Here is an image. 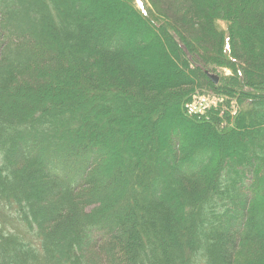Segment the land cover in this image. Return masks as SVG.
Masks as SVG:
<instances>
[{"label":"trees","instance_id":"1","mask_svg":"<svg viewBox=\"0 0 264 264\" xmlns=\"http://www.w3.org/2000/svg\"><path fill=\"white\" fill-rule=\"evenodd\" d=\"M182 1L189 3L183 22L177 23L184 35L178 33L177 40L170 36L174 50L179 49L174 56L176 59L185 58L192 69L203 71L210 85L212 81L206 74L207 71L211 73L209 65L196 55L188 41L194 42L199 49L201 45L203 49L205 44H209L214 47L212 51L208 47L203 51L208 57L214 58L216 55L222 60H229L235 73L232 80L236 83L255 79L256 71L264 75V0H245L241 6H236L234 0H224L223 10L232 13L227 27V39L215 33L214 22L220 17L213 11H216L219 0ZM140 2L143 16L153 26L158 25L160 28L153 12L145 9V1ZM89 3L87 0H0V6L5 7V12L0 13V99L9 104L7 107L0 103V154L4 156L3 161L0 160V204L4 205L0 206V211L4 209L7 214L6 220L0 219V264H238V260L240 264H264L260 263L264 258V234L260 233L263 223L262 226L257 223L254 210L248 211L245 208L256 202L248 200L247 191H244L245 184L239 185L244 178L239 168H252L256 153L259 151L264 155V146L258 147L255 143L240 146L242 163L231 161V168L227 171L221 156H232L229 153L232 151L228 147L227 151L222 150L221 140H218L220 138L215 133L211 134L214 139L206 137V141L198 142L200 138L197 137L199 132L203 134L206 132L203 129H207L220 134L221 139L238 144L235 141H238L240 134L236 128L240 120L234 118L228 122L231 127H223V117H220L215 107L210 108L208 120L202 122L188 118L184 113V121L193 126L188 127L192 131L198 130L192 132L190 139L191 143H196L192 147L189 143L185 144L179 149H176L173 142L169 143L168 154L164 156V160L170 158L168 164L157 159L162 155L163 140H157V147L161 149L152 153L147 151L128 156V150L124 147L126 157L131 161V166L134 165L130 171L137 178L131 181L124 177L117 184L120 187L116 192L122 196L123 209L118 214L113 213L112 221H107L109 224H105V215L112 213L116 206L107 213H99L98 210L105 206H90L103 203L108 197L100 199L93 196L92 199L91 195H83L89 184L100 182L99 169L104 164L112 166L111 160L101 165V156L108 153L100 149L113 138L116 139L117 133H123L120 137L128 145L132 139L129 140L130 134L135 130L128 128L127 124L136 128V115L140 119L143 116L150 117V123L154 116L149 111L136 112L128 103L129 96L122 89H139L141 85L140 92L151 96L156 95L157 88L154 87L163 83L166 89L160 90L163 93L170 89L171 94L179 97L177 102L183 113L186 101L190 100L187 96L194 94L196 86L191 79L178 78L175 73L165 74L160 80L153 72L138 70L131 56L134 45L128 40L129 32L135 31L137 26L130 21L129 25L123 18L103 16L99 10L92 14L81 13L82 6ZM208 8H212L209 9L212 11L209 15L204 12ZM237 14L240 15L235 18ZM96 15L102 17V20L91 24V16ZM9 25L20 29L22 35L19 39L8 40L4 29ZM182 25L185 28L188 25L195 26L196 38L188 40L189 35L185 32L189 33V30ZM27 36L34 38L35 43L23 39ZM42 36L55 40L56 52L48 48L43 50L49 52L47 55L43 52L32 53V47L34 50L39 47L38 37ZM194 36L191 34L189 37ZM142 38L140 35L138 42ZM3 40L6 42L2 44ZM5 52L13 54L15 60L6 61ZM65 52L72 53L74 60L82 59L81 62L86 65L85 68L94 80H97L96 71L100 69L97 66L101 67V73L109 75V84L120 90L112 89V92L106 93L98 91L94 94L98 104H88L87 109L80 106L72 110L60 106L48 108L45 104L47 101L57 104L59 100L67 101L69 96L53 93L52 86L56 83L51 73L54 69L43 67V61L53 60L49 64H55V60L67 58L63 57ZM81 62L74 65L72 75L78 74ZM255 64L260 67V71ZM226 87L223 91L230 94L228 92L231 88H228L233 86ZM23 90H27L28 97L25 96L26 103L19 108L13 96ZM44 91L46 93L43 94ZM238 92L241 103L246 99L249 101L246 106L249 113L259 111L260 116L264 115V104L259 106V110V104L252 108L255 103L252 98L259 94L254 93L252 88ZM2 93L6 97L1 96ZM197 93L200 95V91ZM261 96L264 98V93ZM249 117L245 116V120ZM239 119H244V115ZM196 122L204 128L200 129ZM152 128L156 129L154 126ZM154 129L151 137L156 132ZM112 133H115L113 138ZM106 136L112 139L106 140ZM216 140L219 143L217 146ZM80 151L91 153L92 156L82 161ZM19 152L24 159H40V163L43 153L48 154L49 165L42 166L47 174L41 173L37 177L34 171V179L32 176L31 180L30 177H23L17 167L24 162L7 158ZM95 155L97 159L93 162ZM112 155L117 157L116 164H120L119 175L125 174L126 159L117 151ZM83 166L84 171L90 170L89 180L84 177V187L76 194L74 191L84 181L79 183L74 179L66 187L64 174L66 170L69 172ZM218 171H223L221 177H215ZM201 173H207L205 177L208 183H200L198 177H201ZM101 176L104 177L103 170ZM223 179H226L225 184L220 183ZM36 180H39L38 184L34 185ZM148 181L150 185L161 183L162 188L157 190L158 187H149L145 190ZM35 189L37 193L33 196L32 191ZM62 191L67 192V195ZM47 195H50L49 199L45 198ZM139 195L141 198H138ZM65 197L68 203L58 204L57 200ZM18 198L25 206H9ZM84 199L89 207H96L89 214L81 206ZM52 203V206H48ZM237 205L241 212L229 215L228 212ZM260 206L264 209V205ZM204 207H207V211L203 217H199L198 213ZM13 223L16 231H21L20 234L9 226ZM177 225L183 226L181 233L177 231ZM92 228H98L95 237L89 233ZM201 229L207 230L209 243H203L205 235L201 236V242L196 240V233ZM198 250L200 254L195 256Z\"/></svg>","mask_w":264,"mask_h":264},{"label":"rangeland","instance_id":"2","mask_svg":"<svg viewBox=\"0 0 264 264\" xmlns=\"http://www.w3.org/2000/svg\"><path fill=\"white\" fill-rule=\"evenodd\" d=\"M144 1L146 3L145 9L147 11L149 10L153 12L155 20L161 25L160 28L158 27V25L153 26L151 23H149L148 19H146L143 16L142 10H140L139 6L137 5L136 0H87V2L88 3L90 2V3L84 4L80 12L85 13V14L86 13L92 14L93 11L95 12L96 10L97 11L99 10L103 14V16L108 17V15H110V16L115 17L116 19L123 18L125 19L124 21L128 23L129 25H130V22H133L137 26V29L133 32L131 31L129 32L130 35H129L128 40L130 41L131 44L134 45V48L133 49L131 48L132 49L131 56H133L132 59H134L133 61L135 62L138 70L153 72L152 74L158 75V77H160V80L161 78L166 76L165 74L175 73L176 74L175 76L178 78L182 77L184 80L191 79L190 80L191 82H195L196 90L194 94H189L187 96V97H190V100L186 101L184 109H183V113H182V110L178 106L179 102H177L179 97H175L176 95L171 94L170 89H167V91L165 90L162 93L161 90L162 88L165 87V84L163 83H160L159 86L157 85L156 87H154L155 89L157 88L156 95H151V96L143 95V93L140 92L141 85L139 86V89H134V90L122 89L123 93L129 96L130 99L128 103L134 107L136 112L143 111L145 113H148L149 111L154 116L152 119V123H150V119H151L150 117L143 116V119H144L143 120V119L138 118V115H136L134 117V120L138 125L136 128H132V127H135L132 124L130 125L127 124V126H129L128 128H130L131 130H135L130 134L129 140L130 138L132 139L129 141L128 145H126V141H123L121 139L122 137H120L122 136L121 134L123 133L121 134L117 133L116 139L113 138L115 137L114 136L115 133H112L111 135L113 139L106 136L107 137L106 140H111V139L112 140L106 143L105 145H103V147L100 149L101 151L108 153L106 155L101 156L102 158L101 165L106 163V161L111 160L112 166L107 167L104 164L99 169L98 177H99L100 182H97L93 185L89 184L85 188L83 195H86L88 197L91 195L90 198H92L93 196H97L100 199H103V197L108 196L107 199L103 203H99L96 205L95 204L90 205V206H105L102 209H98L99 213L101 211H104L105 213H107L109 212L110 208L116 206L114 210L111 211L112 213L105 215V224H109L107 221L109 222L112 221V218H114L113 213L118 214L123 209V205L121 204L122 196L121 194H117L116 192L120 187L117 184L119 182H122L121 179L124 177L129 178L131 181H135V179L137 178V175L134 176L133 173L131 172L132 170L130 171V169L134 165L131 166V161L128 160V157H126L125 155L124 147L128 150V154H127L128 156L135 155L137 153H145V152L147 153V151L152 153V152L157 151V149H161L157 147V144H156L157 140L158 141L163 140L164 144H163V149H162V155L158 156L157 159L158 161L162 163L166 162V164H168V160L170 161V158H167V160H164L166 159V157L164 156L168 154V151H169L168 144L169 143L173 142L174 145H176V149H179L182 146L184 147V145L188 143L192 147V144L194 145L196 143V142L191 143L190 139H192V132H195L198 130L192 131L193 129L189 128L193 126L190 125L188 122L184 121L183 119L185 118L184 113L187 115L188 118H192V119L196 118L195 120L202 122V121L208 120L207 115H208L210 108L215 107V109H217L220 112V117H223L222 119L224 121V123L222 124L223 127L225 126L231 127V123L229 124L228 122L234 118H238V120H240L239 126L236 128V131H238L240 134V138L238 139V141H235L238 144L228 142L227 140H224L223 138L221 139L222 136H220V134H217V132L208 131L207 129H203V131H206L205 133L202 134L199 132L197 135V137L200 138L198 142H200L201 140L206 141L205 139H208L206 137L212 138L211 134L215 133L216 134L215 136L220 138L218 140H221V145L223 146L222 150L227 151V149L229 148L230 149L229 151H232V152L228 151L230 154H232V156L226 155L224 156V158L223 156H221L223 159V163H225L224 168L227 171L230 170L231 168L230 166L231 161L242 163V161L240 160V155H239V152L241 151L239 149L240 146L243 145L244 147H246L252 143H255V145H257L258 147L264 146V138H263L264 115L260 116L259 111L255 113H249L250 110L246 108L247 104H249V101L246 99V101L241 103L240 94L238 92L239 90L241 91V90H244L245 88H252L254 93L260 95V96L252 98L255 101L252 108L259 104L257 107V109L259 110V106L264 104V98H262L261 96V94L264 93V75H261L260 73L256 71L255 79L249 78V81H247L246 83H243V82L236 83L234 80H232L233 79L232 76H234L235 73L232 70V64L228 62L229 60H225V59L222 60L221 57L217 58L216 55H214V58L208 57L206 55V52L203 51V49L208 47L212 51V49L214 48L213 46L209 44H205L203 46V49L201 47L202 45L200 46V49H199L197 48L198 46L194 44V42L192 43V41H188L189 45L193 48L196 55L202 61L204 60L203 62L209 65L208 69L211 71V74L216 75L218 78L220 77V83L218 82L216 84L212 82L214 85L212 83L209 85L208 84L209 81L208 83L206 82V77L203 75L204 74L203 71L201 72L200 70L192 69V67L190 66L191 64H188V61H186L185 58H183L182 60H179L177 58L178 59L177 60L176 57H174L175 54L177 55V52L179 51V49L177 48V50L176 49L174 50V48L172 47L174 43L172 42L171 37L174 40H177L179 36L178 33L181 35V32H182V34L184 35L183 29H181L179 27L180 25L177 23L180 21L183 22L184 12L188 11L189 3L183 2L182 0H144ZM234 1H235L236 6H241L245 0H234ZM223 2L224 0H219L218 1L219 5L216 11H213V13L218 14V16L220 17V18H216L217 20L214 22V26L216 28L215 33L220 38L225 37V39H227L229 36L227 27H228V24L230 23L229 18L232 16V13L231 11H228L227 9H225V11L223 10ZM212 8H208L204 10V12L209 15L212 13V11H210L209 9H212ZM2 12H5V7L0 6V13ZM240 14L235 15V18H237ZM99 20H102V17L97 16V15L94 17L91 16L90 22L92 24V23H96V21H99ZM173 25H175L176 27L174 28ZM186 28L189 30V33L185 32V34H188L189 36L191 34H193L194 36V33L197 32L195 29V26L193 25H190V26L188 25ZM186 28L184 27V29ZM19 30L20 29L9 25V26H6V28L4 29V33H6V35L8 36L9 41H13V40L19 39L20 36L22 35V32H20ZM18 32L20 33L19 35H18ZM140 35L141 37L143 36V38L141 39V42H138V40H140L139 39ZM189 36H188V40H192L193 38H196V36L194 37H189ZM45 38L47 37H44V38L43 36L38 37L39 39L38 41L40 45L35 50H34V47H32V53L43 52V50H48V48L55 50L56 52L57 47L55 45V40L54 39L52 40V38L51 39H48V38L45 39ZM23 39H25L28 43H35V41L33 40L34 38L30 39V36H27ZM51 40L52 42H50ZM219 41L221 42V40ZM5 42L6 40H3L2 44ZM43 53L46 55L49 54L48 51L47 52L44 51ZM12 55H8L5 52L4 57L6 61L15 60L14 58H12ZM63 57H67V58H64V59L61 58L60 60H57V61L55 60L54 61L56 62L55 64H49L53 60H46L47 62L43 61V65H42L43 67H46L49 70L54 69L53 73H51L52 77L54 78L53 82L56 83V84H53L52 86L53 93L61 94V96H65V97L69 96L67 101L59 100V102L56 101L57 104H54L55 102L49 103V101H47L45 104L47 105L48 108H56L60 106L63 109L72 110L80 106V107H84L87 109L88 104L90 105L98 104V100L94 96V94L97 93L98 91H102L106 93V92H112V89H115V90L119 89L118 87L116 86L112 87V84L111 85L109 84V75L103 74V72L101 73V67L97 66L100 69L96 71V73L98 74V75L96 74L98 76V78H96L97 80H94L91 77V73H89L88 69L85 68L86 65H83V62H81L82 59L80 60L79 58H76L74 60L72 53L68 54L66 52L64 53ZM72 57H73V60H72ZM212 61H215L216 63H212ZM79 62H81L82 64L79 65L78 67L79 68L78 74L72 75V72H73L72 70H74L73 69L74 65L78 64ZM241 66H243V64H241ZM254 66L256 67V69L258 68L257 69L258 71H260V67L257 64H255ZM82 67H84L85 70ZM55 79H57L58 81H56ZM226 86H233V87L228 88V89L233 88L232 92H231V89L229 90L228 93L230 94H227L226 92L223 91L225 90V88H227ZM197 91H200V95H198ZM44 93L46 92L44 91L43 94ZM74 94H77V95L74 96ZM41 95L42 94H39V96ZM1 96H5V95H3L2 93ZM25 96L28 97L27 90H23V92H19L18 94L13 96V101L15 104L19 106V108L24 106V104L26 103ZM0 103H4V105H7V107L9 106L8 103L5 104L3 99H0ZM174 103L176 105H173ZM135 104H137V106H135ZM75 115H80V113H76ZM243 115H244V119H239V118H242ZM245 116H250V117L245 120ZM84 118L86 119V116H84ZM154 118H156L155 121H154ZM141 120L143 121L140 123ZM188 121H191V120H188ZM92 122L96 123V121H92ZM196 125L198 127H201L200 129L204 128L202 125H199L198 122H196ZM153 126L156 129L152 128ZM139 127H142V128H139ZM100 129L103 130L104 128H100ZM153 129L156 132H154L153 137H151V132ZM131 130H129V132H131ZM224 141H227V142L223 143ZM216 142H217L216 146L217 144L219 145L217 140ZM16 150H17V147H16ZM75 151L76 150H74V152ZM115 151H117L118 154L122 156V158L126 159V163L124 165L125 174L123 175L122 174L119 175L120 173H119L118 168H120V164L119 165L116 164L117 157L115 155H112L115 153ZM80 156L82 157L81 158L82 161H87L92 156V154L84 153L80 151ZM3 157L4 156L1 153L0 154L1 161H3ZM7 158L8 160L12 158L13 161H16V160L23 161L24 164H21V163L18 164V167H17L18 171L23 175V177L25 178L30 177V180H31V176L34 179V176H33L34 171H35L36 176L38 175L39 177L41 173L43 175L47 174V172H44L43 167L44 166L46 167L47 165H49V162H50V157L46 153H43L41 163H40V159L39 160L38 159L36 160L24 159L21 152H19L14 157L8 156ZM96 159L97 157L95 155V157L92 159L93 162ZM253 159L255 163L252 168L244 167L243 165H242L243 167L239 168V170L243 172L242 175L244 176V178L240 180L239 185L245 184L244 191L245 190L247 191L246 196H248V200H255L254 202L256 203H251L252 205L248 207L245 206V208H248L247 209L248 211L254 210V212L257 213V218H258L257 223H260V225L261 223H263L262 224L263 228H261L260 233L264 234V214H263L264 209H263V206H260V204L264 205V155L263 153H259L258 151V153H256ZM102 170H103L104 177L101 176ZM87 171H88V174L86 175ZM87 171H84V166L75 168L73 170H70L69 172L68 170H66V174H64L65 175L64 177L66 178V180L64 181L66 187H68L69 182L74 179L77 182L81 183L82 181H84V177L86 176L89 180L90 170L88 169ZM179 171H181V169ZM206 174H203V173L199 174L201 175V177L198 175L199 176L198 179L200 180L201 184L208 183L205 177ZM222 175H223V171H218L215 177H221ZM210 177H212V175ZM108 180H110V182H108ZM38 181L39 180H36L34 182V185H37ZM114 182H117V183L115 184ZM220 183L225 184L226 179H223ZM84 184H85V181L82 182V186L77 188L74 191V193L77 194L79 189L84 187ZM113 184L115 186L113 188H109V186ZM145 185H146L144 186L145 190L150 189L149 187H151V189L158 187L157 190H160L162 188L161 183L157 185L156 184L150 185V181L146 182ZM48 188L49 190L52 189L51 187H48ZM32 190H33V187H32ZM32 192H33V196H35V194L37 193V189H35ZM62 193L64 195H67V192L65 191H62ZM48 197H50V195L45 196V198H48ZM30 198H32L31 195H30ZM138 198H141V195H139ZM86 199H84V204L83 202L81 203V206H84L85 207L84 209L88 210V214H89L93 211L92 208H96V207H89V205H87L85 202ZM17 202H19L21 205H19ZM57 202H59L58 204H61L63 202L66 204L68 203V199L66 197L64 199L59 198ZM128 202H130L129 198H128ZM28 205H31V204L28 203ZM43 205L47 206L46 204H43ZM52 205L53 203L48 206H52ZM0 206H4V205H2L1 203ZM9 206H25V204L23 201L21 203L18 198L16 199V201H14ZM239 209H240L239 205L234 206L231 209V212L230 213L228 212V214L230 215L231 213L238 212L237 214H235V215H238L239 212H241L239 211ZM3 210L4 209L0 211V219L6 220L5 219L7 215L6 210L4 211ZM98 210H95L94 212ZM199 210L200 208L197 209L196 215L199 212ZM206 211H207V207L202 208L201 211L198 213V216L203 217ZM208 211H209V208H208ZM98 214H96V216ZM14 225H15L14 223L9 224V226L13 228V230L17 234H20L21 231L17 232L16 229L14 228ZM182 228H183L182 225L176 226V229L179 233H181ZM97 230L98 228L89 229V233L91 234V237H95L96 235L95 232ZM246 232L247 230H245V233ZM207 235H208L207 230L205 229L203 231L201 229V231H197L196 233V240L198 242H201L202 241L201 236H204L205 241H203V243H209L210 240L209 238H207ZM198 253L200 254V250H198L194 255L197 256L199 255ZM237 263L240 264L239 260L237 261ZM260 263H264V258Z\"/></svg>","mask_w":264,"mask_h":264},{"label":"water","instance_id":"3","mask_svg":"<svg viewBox=\"0 0 264 264\" xmlns=\"http://www.w3.org/2000/svg\"><path fill=\"white\" fill-rule=\"evenodd\" d=\"M211 79L214 80L215 83H218V78L211 76Z\"/></svg>","mask_w":264,"mask_h":264}]
</instances>
